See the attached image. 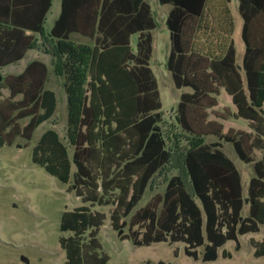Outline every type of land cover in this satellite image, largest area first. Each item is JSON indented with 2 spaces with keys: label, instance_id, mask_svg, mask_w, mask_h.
Returning <instances> with one entry per match:
<instances>
[{
  "label": "trees",
  "instance_id": "1",
  "mask_svg": "<svg viewBox=\"0 0 264 264\" xmlns=\"http://www.w3.org/2000/svg\"><path fill=\"white\" fill-rule=\"evenodd\" d=\"M61 1L45 36L52 0H0V68L32 47L43 46L59 60L68 142L56 129H46L33 145L32 161L61 182H72L83 202L61 214L60 230L72 232L59 238L64 264H108L98 237L106 214L93 210L94 204L112 205V226L121 232L127 225L121 238L134 245L183 242L185 254L194 259L232 257L225 244L233 240L239 250L240 236L264 225V0H239L246 47L241 62L230 0L216 6L217 14L213 0H159L171 5L167 68L175 87L189 88L176 104L178 122L187 132L216 140L190 147L180 160L183 172L170 175L163 190L139 207L154 177L168 172L171 157L151 66L156 27L151 5L148 0ZM72 33L90 41H75ZM203 36L216 45L205 48ZM48 78L49 67L39 59L3 75L0 90L8 94L0 92V146L19 135L31 140L34 130L54 115L57 94L46 87ZM222 89L235 110L215 108ZM229 117L246 119L249 129L225 131L220 119ZM23 118L28 120L21 125ZM223 141L233 145L240 160L252 163L247 188ZM186 174L191 188L184 183ZM250 242L255 256L264 255V236ZM142 264L179 263L159 259Z\"/></svg>",
  "mask_w": 264,
  "mask_h": 264
},
{
  "label": "rangeland",
  "instance_id": "2",
  "mask_svg": "<svg viewBox=\"0 0 264 264\" xmlns=\"http://www.w3.org/2000/svg\"><path fill=\"white\" fill-rule=\"evenodd\" d=\"M148 1L156 20V27L152 30L154 52L151 66L158 79L163 102V121L160 124L164 129L171 157L167 165L168 172L166 169L162 170L154 177L149 186L153 189L146 190L137 205L138 207L144 205L155 192L162 191L170 175L183 172L180 160L190 147L200 142L216 140L214 135H194L187 132L181 128L178 122L176 101L183 89L174 86L170 71L167 68L170 38L166 18L170 5L161 4L159 0ZM235 5H237V0H232L231 8L237 22L234 40L237 48L240 49L244 43L239 35V11ZM164 11H166V15H164ZM50 26L49 19V22L44 24L41 35H49ZM71 37L75 41H90L88 37L79 33H72ZM32 53L29 51L20 61L1 67L2 75L20 72L31 59ZM47 53L49 61L43 57L40 58L49 67L46 87L55 90L57 94V107L54 115L34 130L31 140L19 135L12 144L0 146V264H64L65 250L60 246L59 238L68 236L72 232L60 230L61 214L65 210H72L83 204L80 196L71 188L72 182H61L32 161L33 145L46 129H56L62 139L68 142L66 137L67 101L63 87L64 76L61 72L56 71L58 58L50 52ZM0 92L4 96L8 94L6 88L1 89ZM222 102L227 103L224 98H222ZM222 108L223 106H219L218 110L220 111ZM211 117L214 116L211 115ZM27 120L28 118L20 119L21 125H24ZM222 121L225 131L229 127L235 129L249 128L247 121L241 118L230 117ZM223 149L240 169L243 185L247 188L248 180L254 172L252 163H245L240 160L230 142L223 141ZM259 155L260 153L257 152V157ZM182 163L184 162L182 161ZM184 183L186 187L191 188L188 174H186ZM90 207L106 214L105 222L100 228L98 237L102 245L101 250L109 255L108 264H142L147 259L154 262L163 259L179 264H264V255L255 256L254 247L250 242L251 237L253 239L263 238L264 225L258 232L241 235V248L239 250H235V241H228L225 248L232 251V257L220 255L216 260L203 261L185 254L183 242L170 244L161 241L150 245H134L130 238H121V234L127 232V225L122 228L121 232L112 226L110 216L112 205L94 204ZM176 248L179 250L177 255L174 253Z\"/></svg>",
  "mask_w": 264,
  "mask_h": 264
},
{
  "label": "crops",
  "instance_id": "3",
  "mask_svg": "<svg viewBox=\"0 0 264 264\" xmlns=\"http://www.w3.org/2000/svg\"><path fill=\"white\" fill-rule=\"evenodd\" d=\"M223 0H213L212 1V3H213V8H214V11H215V13L217 14V12H218V9H217V5L220 3V2H222ZM62 1L61 0H56V3H55V0H52V5H51V7H50V9H49V11H48V13H47V16H46V20H45V25L49 22V19H50V24H51V26H50V28L53 26V24H54V22H55V20H56V18L59 16V14H60V11H61V3ZM231 3H232V0H230V2H229V6H230V9H231V12H232V14H233V11H232V8H231ZM56 4V5H55ZM54 5H55V7H54ZM168 5H170V4H168ZM237 8H238V11H239V0H237V5H235ZM53 8H54V10H53ZM170 8H171V5H170V7H169V10H170ZM169 10H168V12H169ZM164 15H166V11H164ZM233 17H234V15H233ZM243 23H244V20H243V18H242V15H241V13H240V11H239V22H238V27H239V35H240V37H241V39L243 40V38H242V29H243ZM234 24H235V28H234V32L236 31V25H237V22H236V20H235V18H234ZM28 33H30V31H27ZM36 36L38 37V34H36ZM233 36H234V34H233ZM169 38H170V35H169ZM200 41L203 43V45L205 46V48L207 47V46H215L216 45V42H210V41H206L205 40V37L203 36L201 39H200ZM243 43H244V41H243ZM235 46H236V55H237V60H238V62H241L242 61V59H243V56H244V53H245V49H246V47H245V43H244V46L242 47V48H240V49H238L237 48V45H236V42H235ZM170 47H171V42H170ZM29 51H32L33 53H32V57H31V59L27 62V64L30 62V61H32V60H34V59H39V60H42V61H44L43 59H41L40 57H43L45 60H47V61H49V59H48V53L43 49V46H41V47H32V48H29L28 50H27V52L25 53V55L23 56V58L26 56V54L29 52ZM169 52H170V49H169ZM169 55V54H168ZM23 58H21V59H23ZM20 59V60H21ZM20 60H18V61H20ZM18 61H15V62H18ZM15 62H12V63H15ZM45 62V61H44ZM12 63H10V64H12ZM46 63V62H45ZM26 64V65H27ZM47 64V63H46ZM9 65V64H8ZM25 65V66H26ZM24 66V67H25ZM23 70V69H22ZM21 70V71H22ZM171 74V73H170ZM174 84V83H173ZM175 86V85H174ZM177 88V87H176ZM179 89H183V90H189V88H179ZM183 90H181L180 91V93L183 91ZM179 96H180V94H179ZM218 104L215 106V108L218 110V107L219 106H223V108H222V110L225 108V107H227V108H229L231 111H233V110H235V105L233 104V102H232V99H231V96L224 90V89H222L221 90V92H220V94L218 95ZM222 98H224L225 99V101L227 102L226 104H224L223 102H222ZM179 99V98H178ZM177 102H178V100L176 101V104H177ZM222 110H220V111H222ZM211 117V116H210ZM230 118V117H229ZM226 119H228V118H226ZM241 119H244V118H241ZM221 121L222 120H224V118H222V119H220ZM244 120H246V119H244ZM247 121V120H246ZM223 122V121H222ZM247 124H248V122H247ZM225 127V126H224ZM247 129H249V128H247ZM147 260H149V259H147ZM152 261V260H151ZM154 262V261H153ZM156 262V261H155Z\"/></svg>",
  "mask_w": 264,
  "mask_h": 264
},
{
  "label": "water",
  "instance_id": "4",
  "mask_svg": "<svg viewBox=\"0 0 264 264\" xmlns=\"http://www.w3.org/2000/svg\"><path fill=\"white\" fill-rule=\"evenodd\" d=\"M2 80H3V75H2V73L0 71V81H2Z\"/></svg>",
  "mask_w": 264,
  "mask_h": 264
}]
</instances>
